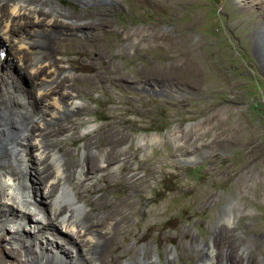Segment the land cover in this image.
I'll return each mask as SVG.
<instances>
[{
  "label": "rangeland",
  "instance_id": "374dc122",
  "mask_svg": "<svg viewBox=\"0 0 264 264\" xmlns=\"http://www.w3.org/2000/svg\"><path fill=\"white\" fill-rule=\"evenodd\" d=\"M59 2L91 29L55 42L51 62L68 70L60 92L82 108L61 119L66 131L51 141L68 153L91 221L105 226L101 240L121 224L111 264H197L216 239L221 264L227 254L264 264V0ZM4 44L9 58L1 64H13L24 89L53 78L36 79L34 54L25 50L26 68L15 44ZM6 150L0 174L6 167L22 174L15 150ZM88 155L96 165L108 155L118 163L92 168L81 188ZM7 233L0 225L1 264H28L27 247L18 249Z\"/></svg>",
  "mask_w": 264,
  "mask_h": 264
},
{
  "label": "bare ground",
  "instance_id": "6f19581e",
  "mask_svg": "<svg viewBox=\"0 0 264 264\" xmlns=\"http://www.w3.org/2000/svg\"><path fill=\"white\" fill-rule=\"evenodd\" d=\"M79 1L86 4L90 0ZM248 7L253 10V5ZM78 22L74 14L64 10L59 0H0V44L14 43L15 58L26 68L29 64L25 50H30L35 60L29 67L36 79L46 72L53 75L51 79L37 81L34 89L28 91L23 88L19 76L13 75V64L2 65L0 61V150L14 149L15 156L20 158L18 164L22 172L19 175L15 169L6 167L0 174V225L5 233L8 232L7 239L18 245V249L27 247L28 264H111L119 246L121 224H115L112 238L101 240L107 235L105 226L91 221V211H86L73 186L74 166L62 156L68 153L65 150L60 155L61 151H56L57 142L51 141L58 130L66 131L61 119H70L82 108L73 94L60 92L59 84L68 70L51 62L57 51L56 41L70 39L73 36L70 32L83 33L91 29L89 25H77ZM6 57L1 49L0 59H8L9 55ZM86 146L89 151L93 143L88 142ZM108 156L103 157L102 165H96V156L88 155L82 166H75H81L78 171L81 188L87 187L90 176L97 172L93 169L101 170L118 163L108 162ZM105 162L109 165H103ZM92 204L94 211L98 206ZM130 204L124 202L126 207ZM122 205L114 208L113 213L120 214ZM127 219L128 215L120 222H127ZM27 224L32 228L30 232L25 231ZM42 229L45 233H40ZM217 241L214 244L212 240L205 246V254L197 264H221L222 256L215 253ZM82 242L84 246L79 245ZM32 251L36 255H31ZM66 254H72L73 258L65 260ZM227 257L228 264H236L233 254Z\"/></svg>",
  "mask_w": 264,
  "mask_h": 264
}]
</instances>
